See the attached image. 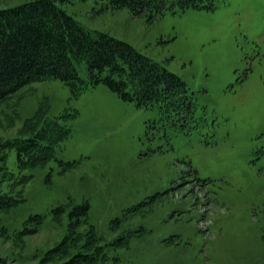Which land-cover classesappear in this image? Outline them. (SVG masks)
I'll return each mask as SVG.
<instances>
[{
    "label": "rangeland",
    "instance_id": "1",
    "mask_svg": "<svg viewBox=\"0 0 264 264\" xmlns=\"http://www.w3.org/2000/svg\"><path fill=\"white\" fill-rule=\"evenodd\" d=\"M29 1L0 0V10ZM209 3L150 21L95 0L59 3L177 75L193 112L59 79L1 101L0 199L24 198L0 211L2 264L68 262L50 254L71 224L86 244L93 237L97 264H264V0ZM37 114L70 135L54 159L22 169L4 145Z\"/></svg>",
    "mask_w": 264,
    "mask_h": 264
},
{
    "label": "trees",
    "instance_id": "2",
    "mask_svg": "<svg viewBox=\"0 0 264 264\" xmlns=\"http://www.w3.org/2000/svg\"><path fill=\"white\" fill-rule=\"evenodd\" d=\"M74 1L31 0L0 10V102L31 82L59 79L77 93L103 83L124 100L135 101L139 106L155 107L164 113L193 112V98L177 75L109 34L87 31L59 7V3ZM95 1L113 10L128 8L149 21L191 8L212 9L209 2H214L207 0L205 6V0ZM21 135L4 147L15 146L18 166L33 169L56 157L57 147L68 138L70 130L37 114L26 122ZM22 198L0 199V211L7 212ZM62 211L63 208L55 210L54 218ZM75 211L80 225V218H84L88 208L82 206ZM43 220L41 216L36 218L40 225ZM92 239L89 237L86 244L71 224L68 236L50 255L59 260L69 259L64 264H97L90 248ZM102 256L104 260L106 256ZM4 261L0 257V264Z\"/></svg>",
    "mask_w": 264,
    "mask_h": 264
}]
</instances>
